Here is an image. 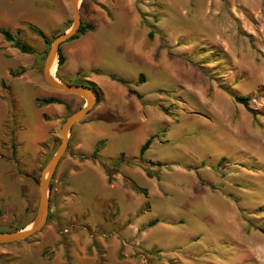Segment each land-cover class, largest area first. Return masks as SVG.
Wrapping results in <instances>:
<instances>
[{"label":"rangeland","instance_id":"374dc122","mask_svg":"<svg viewBox=\"0 0 264 264\" xmlns=\"http://www.w3.org/2000/svg\"><path fill=\"white\" fill-rule=\"evenodd\" d=\"M80 13L94 30L62 44L54 76L102 98L71 130L46 227L0 245V264H264V0H82ZM73 19L70 0H0V28L35 50L0 34V231L31 227L62 126L86 104L48 85L51 46L30 30L52 45ZM51 97L63 104L38 106Z\"/></svg>","mask_w":264,"mask_h":264},{"label":"water","instance_id":"95a60500","mask_svg":"<svg viewBox=\"0 0 264 264\" xmlns=\"http://www.w3.org/2000/svg\"><path fill=\"white\" fill-rule=\"evenodd\" d=\"M82 0H70L73 10V26L67 32L56 37L51 45V48L46 56L45 64L43 68V77L50 87L53 89L79 96L85 100V106L80 110L70 115L62 126V142L57 153L50 159L45 168L42 171L40 177V190L41 197L39 203L38 215L35 221L32 223L30 229L24 228L18 231L12 232H0V245H10L28 240L29 238L40 233L47 225L50 216V183L54 177V174L58 168V165L68 150L69 147V135L72 128L82 121L89 112L97 105L98 96L96 92L91 88L83 85H71L62 82L58 78L52 76L51 70L55 64L56 59L59 58L60 48L62 44L69 41L75 36L83 24L82 16L80 13V2Z\"/></svg>","mask_w":264,"mask_h":264},{"label":"trees","instance_id":"16d2710c","mask_svg":"<svg viewBox=\"0 0 264 264\" xmlns=\"http://www.w3.org/2000/svg\"><path fill=\"white\" fill-rule=\"evenodd\" d=\"M30 30L36 34L38 37H40L41 39H43V41L45 42V44L47 46H51V37L46 34L41 28L34 26V25H30ZM94 30V25L93 24H82L81 28L79 29L78 33L73 36L69 41H73L76 40L77 38H79V36L81 35H85L87 32L89 31H93ZM0 34L4 37V39L11 44V46L17 50H19L20 52L24 53V54H35V50L32 49L29 45H27L21 38L18 37V35L13 34L11 31L4 29V28H0ZM58 35L54 36L55 38ZM66 62V58L64 56V54L60 51L59 53V66L62 67ZM12 76L14 77H19L23 75V72H19V73H11ZM111 79L123 84H129V82L118 76L115 74H111L110 75ZM61 79V78H60ZM62 82H64L61 79ZM141 82H144V77L141 76L140 79ZM66 83V82H64ZM71 84V83H68ZM71 85H83V86H87V87H91L97 94L98 96V103L101 101L102 98V93L101 91L97 88V86L95 84H71ZM2 86L5 90H10V87L8 85H6L5 81L2 82ZM132 93L136 94L138 96L139 99L142 98L141 95L137 94L136 92L132 91ZM236 101L242 105H244L246 108L249 109L250 112H252L253 114H257L254 110L250 109L249 107V102L250 99L248 97H236ZM38 102V106L39 107H44V106H48V105H52V104H59L62 105L63 101L55 98V97H51V98H47V99H37ZM16 105V110H18V106H17V102L15 100V104ZM17 113V111H16ZM90 113V112H89ZM10 133V138L12 141V147L10 149H12V162H16L15 164L17 165V167H19L20 161L18 160V146L19 143L17 142V136H15L16 134V130L15 129H11ZM155 139V137H151L141 148V156H144L145 153L147 152V150L151 147L153 140ZM105 148V140H101L97 143L95 151L93 153V157H96L99 155V153ZM125 155H122L119 159V162H125ZM20 172V170H19ZM114 172H117V169H114L112 172H110L109 174V182L111 183L113 180V174ZM148 176H151L150 173H148ZM133 185L136 187L137 191H140V187L136 186L134 183ZM149 203L146 204V206H148ZM50 219V217H49ZM159 222V220H153L152 222L149 223L148 226L152 227L154 225H156ZM24 229V228H21ZM0 232H4V231H0ZM10 232V231H8Z\"/></svg>","mask_w":264,"mask_h":264},{"label":"bare ground","instance_id":"6f19581e","mask_svg":"<svg viewBox=\"0 0 264 264\" xmlns=\"http://www.w3.org/2000/svg\"><path fill=\"white\" fill-rule=\"evenodd\" d=\"M56 68H57V59H56L55 64H54V66L52 67V70H51L52 76H54V74L56 72ZM54 78H57V77L54 76ZM28 229H30V228H28Z\"/></svg>","mask_w":264,"mask_h":264},{"label":"crops","instance_id":"0c3cea01","mask_svg":"<svg viewBox=\"0 0 264 264\" xmlns=\"http://www.w3.org/2000/svg\"><path fill=\"white\" fill-rule=\"evenodd\" d=\"M63 22H64V21H63V20H61V22H60L61 24H59L58 26L62 25V24H63ZM96 145H97V144H96ZM155 220H156V219H155ZM157 220H158V219H157ZM151 222H152V221H151ZM158 223H159V222H158ZM144 230H145V228H142V229H139V231H138V232H139V233H143V231H144ZM131 238H135V237L133 236V237H131Z\"/></svg>","mask_w":264,"mask_h":264}]
</instances>
